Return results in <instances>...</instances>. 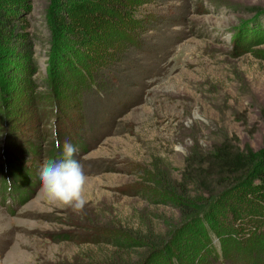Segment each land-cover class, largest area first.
I'll use <instances>...</instances> for the list:
<instances>
[{
    "label": "rangeland",
    "instance_id": "obj_1",
    "mask_svg": "<svg viewBox=\"0 0 264 264\" xmlns=\"http://www.w3.org/2000/svg\"><path fill=\"white\" fill-rule=\"evenodd\" d=\"M65 142L88 177L80 211L40 192ZM221 150L259 152L264 184V0H0V264L130 260L109 233L176 217L144 201L154 176L212 190Z\"/></svg>",
    "mask_w": 264,
    "mask_h": 264
},
{
    "label": "trees",
    "instance_id": "obj_2",
    "mask_svg": "<svg viewBox=\"0 0 264 264\" xmlns=\"http://www.w3.org/2000/svg\"><path fill=\"white\" fill-rule=\"evenodd\" d=\"M127 10L126 5L117 7L116 16L127 17ZM116 41L122 43L116 51L123 52L127 38L120 35ZM95 81L96 93L106 89ZM257 155L251 151L234 158L221 150L216 158L224 164L212 190H202L187 179L173 180L168 170L154 176L158 182L144 189L149 195L144 201L156 199L161 204L148 205L172 208L176 217L158 214L156 221L141 219L135 232L109 233L114 240L108 245L113 243L114 252L122 251L130 260L121 263L115 256L103 264H200L208 261L205 256L230 264H264V184H252L251 169Z\"/></svg>",
    "mask_w": 264,
    "mask_h": 264
},
{
    "label": "clouds",
    "instance_id": "obj_3",
    "mask_svg": "<svg viewBox=\"0 0 264 264\" xmlns=\"http://www.w3.org/2000/svg\"><path fill=\"white\" fill-rule=\"evenodd\" d=\"M56 147L61 145L57 142ZM77 147L65 142L61 158L46 161L39 170L40 192L43 198L52 205L80 211L86 204L84 195L88 177L83 166L74 158ZM11 184V181H9Z\"/></svg>",
    "mask_w": 264,
    "mask_h": 264
}]
</instances>
